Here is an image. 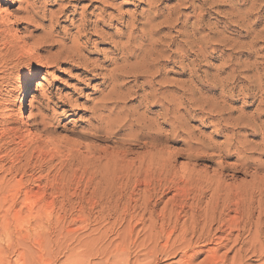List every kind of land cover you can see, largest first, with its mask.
Instances as JSON below:
<instances>
[{
    "label": "rangeland",
    "instance_id": "rangeland-1",
    "mask_svg": "<svg viewBox=\"0 0 264 264\" xmlns=\"http://www.w3.org/2000/svg\"><path fill=\"white\" fill-rule=\"evenodd\" d=\"M111 1L116 6L123 5V11L128 16L148 15L145 13L149 9L148 0ZM39 3L52 12L59 9L58 0H39ZM191 3L195 5V9ZM20 4L21 0H0V22L10 26L11 35L21 45H26L20 54L36 57L35 60L23 58L16 66V62L6 65L0 59V264H146L157 258L163 259L161 264H177L183 257L185 248V245H180V241L175 245L178 234L168 246L166 240L159 239L160 246L156 250V242L145 240L148 233H154V229L151 223L145 226L140 223L139 210L127 208L123 202L125 200L116 204L119 195H116L113 203L107 204L106 198L109 197L112 185H108L106 181L99 184L100 176L113 173L111 169H114V165L111 162L116 156L117 159L128 150L129 158H138L144 149L135 146L139 142L131 131H122L109 138L104 132L92 135L90 125L94 120L91 108L105 91L103 80L96 78L86 84L80 83L77 79L80 72L73 67L46 66L43 60L38 59L47 49L37 50L34 43L44 32L35 26L15 23ZM154 13L155 23L160 24L159 29L153 33L155 38L160 40L166 35L176 38L173 46L165 47L166 56L181 61L183 66L196 60L193 70L197 71L200 79H205L207 67L204 65L216 66L220 61L238 53H250V50L233 48L238 45H253L255 49L252 53L237 56L241 62L259 60L262 63L261 69L264 70V0H159ZM196 13H199L198 16ZM48 20L47 27L50 25V18ZM67 24L62 22L61 26ZM194 44L204 47L209 58L193 55L196 49H191V46L195 47ZM258 50L260 52L256 53ZM52 51L55 52L56 49ZM4 53L5 51L2 54ZM93 58L97 56L94 55ZM184 71L186 70L170 65L164 77L182 83L190 78L189 73L185 75ZM31 79L39 83L28 97L27 118L21 119L19 99ZM130 81L134 84L133 78ZM196 85L199 89L206 86L198 80ZM237 85L248 86V83L239 81ZM165 86L164 91L172 89L169 85ZM234 86L236 85L232 87ZM203 92L206 97L212 96L211 93ZM64 95L72 98L74 107L63 103L61 98ZM262 95L258 86L253 93L246 95L237 91L235 101L229 103L233 114L225 117H242L244 121L252 120L257 123V136H252L253 131L248 128L243 130L244 135L240 137L255 144L263 143L264 140V126H261L264 122ZM43 100L46 103L54 100L44 113L46 119L55 115L58 120L51 121L47 126H38V122L43 119L42 114L41 117L36 115L39 114ZM128 105L138 106V103L133 98ZM138 110L140 113L148 112V117L154 119L159 115L161 106L145 104ZM195 114L198 115L199 111ZM190 126L199 136H203L202 140L214 143H222L230 133L218 131L206 118L203 121L192 119ZM123 129H129V126ZM162 130L167 134L171 129L170 126L163 125ZM125 133L132 134V138L129 137L126 141ZM179 135L172 137L170 143L166 144L164 157L168 158L170 153L178 154L171 157L172 172H165L163 180L180 181L183 165L190 163L182 152L186 149L185 145H188L182 141L185 136ZM261 148L263 151L257 152L261 154L253 156L264 161V145ZM166 153L168 156H165ZM138 154L140 155L137 156ZM215 161L217 160L211 158L194 159L191 163L198 172L212 175V171L219 168ZM222 161L225 165L234 164L237 157L230 156ZM104 164H107L105 168ZM247 165L255 171L254 164ZM107 166L112 168L108 169ZM241 169L234 177L231 176L233 172H225L231 188L238 185L240 180L251 179L242 174ZM97 172L100 173L99 176ZM166 176H169L168 179ZM176 194L177 192L172 191L164 197L157 214L165 205L171 207L178 203ZM135 196V199H139L142 195ZM208 196L210 194L207 199ZM162 246L174 249L172 253L177 251V255L163 257ZM210 248L215 246L209 245L205 249ZM222 251L219 252L220 255L225 252ZM149 252L150 255L147 256ZM210 254L204 252L195 263L199 264ZM234 254L235 252L229 256L230 260ZM251 256L248 258L252 262L249 261L248 264H264V258L261 260Z\"/></svg>",
    "mask_w": 264,
    "mask_h": 264
},
{
    "label": "bare ground",
    "instance_id": "bare-ground-1",
    "mask_svg": "<svg viewBox=\"0 0 264 264\" xmlns=\"http://www.w3.org/2000/svg\"><path fill=\"white\" fill-rule=\"evenodd\" d=\"M158 1L148 0L149 9L145 11L148 15L135 17L128 16V13L123 11V5L116 6L111 0H58L59 9L55 12L46 6H40L39 0H21V6L15 15V23L35 26L44 32L34 46L37 50L47 49L44 50V55L37 54L38 59L43 60L46 66H71L80 72L77 75L80 83L86 84L96 78L103 80L105 91L91 108L94 120L90 125L92 135L104 132L109 138L122 131H131L139 142L135 146L144 149L138 158H129L128 150L117 159L116 156V160L113 159L111 162L114 165V169H111L113 173L100 176L99 184L106 181L108 185H112L109 197L106 198L107 204L113 203V199L115 201L116 195H119L116 204L125 200L123 202L127 208L139 210L140 223L143 226L151 223L154 229V233H148L145 240L156 242V250L160 246L159 239L166 240L168 246L178 234L175 245L180 241V245H185V248L183 257L177 264H196L198 257L204 252L211 254L199 264H248L249 261L252 262L248 258L251 254L262 260L264 161L253 155L261 154L257 152L263 151L261 147L264 140L263 143L255 144L240 138L244 135L243 130L248 128L252 129V136L258 135L259 125L254 121H244L242 117L225 118L233 114L229 103L235 101L236 92L243 95L253 93L256 86L263 93L261 107L264 113L262 63L259 60L240 61L238 56L252 53L255 49L253 45L234 46L233 48L238 50H250V53L241 52L240 55L238 53V56L224 59L216 66L204 65L207 67L204 72L205 79H200L197 71L193 70L196 60L183 66L181 61L166 56L165 47H171L176 43L174 36L166 35L159 40L153 35L160 27V24L155 23L154 13ZM191 4L195 9V5ZM64 17L66 19L63 20ZM49 18L50 25L47 27ZM62 22L66 24L69 22V25L62 27ZM0 46L2 47L0 51H5L4 54H2L4 51L0 53V59L6 65L16 62L14 65L16 66L23 58L27 60L36 58L30 54H20L26 45H21L11 35V27L2 22ZM194 46H191V49H196L193 55L209 58L204 47L199 44ZM53 49L56 51L53 52ZM94 55L97 58H93ZM170 65L186 70L184 74L189 73V80L180 83L165 78L166 69ZM131 78L134 84L131 83ZM197 80L206 86L197 88ZM239 81L247 82L248 86L240 87L237 85ZM37 82L31 79L20 95L21 119L27 118V100L39 83ZM165 85L172 89L164 91ZM233 85L236 86L232 87ZM203 91L211 93L212 96L206 97ZM133 98L136 99L138 106L128 105ZM61 100L74 107L69 96L62 97ZM52 102L54 103V100L47 103L43 100L40 103L39 114L36 116L41 117L42 114L43 120L38 122V126H47L51 121L58 120L55 115L48 119L44 115ZM145 104L160 105L159 115L152 119L148 117V112L140 113L138 109ZM197 111L198 115L195 114ZM205 118L210 120V124L218 131L230 132L226 135L225 141L214 143L202 140L203 136H199L200 134L190 126L192 119L203 121ZM163 125L170 126L169 133L164 134ZM126 126H129V129H123ZM261 126H264V122ZM179 134L185 136L182 137V141L188 145H185L187 150L184 149L182 152L190 163L183 165L180 181H169L170 175L166 176L168 180H163L165 172L173 169L171 157L178 154L168 153L170 156L164 157L166 144L170 143L172 137L180 136ZM129 137L132 138V134H124L126 141ZM165 156H168L167 153ZM230 156H236L237 162L225 165L222 159ZM208 158L217 160L215 165L219 166L212 171V175L198 172L191 163L194 159ZM248 163L255 165V171H252ZM239 168H242L240 171L242 174L248 175L251 179L240 180L238 185L231 188L225 172H233L231 176L234 177V174L239 173ZM99 174L97 172V176ZM172 191L177 192L178 203L171 207L165 205L157 214L160 203ZM209 194L210 197L207 199ZM135 195L142 196L135 199ZM209 245H214L215 248L205 249ZM173 250L162 246L163 257L177 255V251L172 253ZM222 250L225 252L220 255L219 252ZM233 252L234 257L230 260L229 256ZM149 255L150 252L147 253V256ZM236 258L239 261L236 262ZM162 260L157 258L146 264H161Z\"/></svg>",
    "mask_w": 264,
    "mask_h": 264
}]
</instances>
